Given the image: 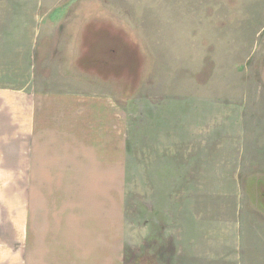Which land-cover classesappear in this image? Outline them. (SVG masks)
I'll return each instance as SVG.
<instances>
[{
    "label": "rangeland",
    "instance_id": "1",
    "mask_svg": "<svg viewBox=\"0 0 264 264\" xmlns=\"http://www.w3.org/2000/svg\"><path fill=\"white\" fill-rule=\"evenodd\" d=\"M14 1L22 2L0 0V85L33 76L65 91L85 82L87 93L113 95L120 122L125 115L124 263L244 264L237 220L264 207V173L249 180L246 171L259 166L251 163L232 180L239 166L227 161L244 136L250 150L264 143V116L255 115L264 102V62L248 49L264 29L260 1L107 0L100 19L99 0H41L40 12L53 11L39 17L41 48L31 64L22 52L29 38L20 34L30 6ZM66 2L72 7L62 10ZM67 46L71 64L85 57L83 68L63 63Z\"/></svg>",
    "mask_w": 264,
    "mask_h": 264
},
{
    "label": "crops",
    "instance_id": "2",
    "mask_svg": "<svg viewBox=\"0 0 264 264\" xmlns=\"http://www.w3.org/2000/svg\"><path fill=\"white\" fill-rule=\"evenodd\" d=\"M259 1L254 4L255 11L258 5L264 6V0ZM13 3L30 6V12L25 9L22 15L27 27L20 34L29 38L22 52L28 53L31 64L41 48L36 44L39 17L51 16L53 8L47 7L46 14L40 12V5L44 10L41 0ZM99 3L110 4L107 0ZM71 4H60V8ZM32 6L36 13L32 14ZM61 13L50 20L62 17ZM263 31L254 33L252 48H248L262 63ZM1 47L7 53L6 47ZM61 51L63 63H69L66 67L83 68L82 54L71 64L69 46ZM72 51L77 53L75 48ZM80 83L82 87L77 90H50L39 84L37 77L28 76L14 88L0 85V264H125V190L118 182L123 181L127 164L126 118L122 114L123 123L119 121L121 109L113 95L87 93L85 82ZM52 85L58 84L52 81ZM259 106L255 115L262 117L264 102ZM242 116L240 113V127ZM246 130L243 125L245 135ZM243 141L239 140L233 160L224 159L239 166L232 180H240L239 172L251 163L259 166L246 171L249 180L264 173V143L250 150L245 136ZM247 156L253 159L246 160ZM252 210L237 220L238 229L243 230L238 238L239 253L244 264H261L264 207Z\"/></svg>",
    "mask_w": 264,
    "mask_h": 264
},
{
    "label": "trees",
    "instance_id": "3",
    "mask_svg": "<svg viewBox=\"0 0 264 264\" xmlns=\"http://www.w3.org/2000/svg\"><path fill=\"white\" fill-rule=\"evenodd\" d=\"M99 6H100V7L98 8L99 11H97V13L100 14V9H101L102 5L99 3ZM100 15H101V14H100ZM101 18H102V16H101ZM109 22H110V25L113 26V20H112L111 18L109 19ZM126 27H127V26H126ZM128 28H129V27H128ZM125 35H126V34H125ZM129 36H131V33H130V32H129ZM101 63H102V62H101ZM103 63H104V60H103Z\"/></svg>",
    "mask_w": 264,
    "mask_h": 264
},
{
    "label": "flooded vegetation",
    "instance_id": "4",
    "mask_svg": "<svg viewBox=\"0 0 264 264\" xmlns=\"http://www.w3.org/2000/svg\"><path fill=\"white\" fill-rule=\"evenodd\" d=\"M143 263H144V264H151L150 262H146V261H144Z\"/></svg>",
    "mask_w": 264,
    "mask_h": 264
}]
</instances>
